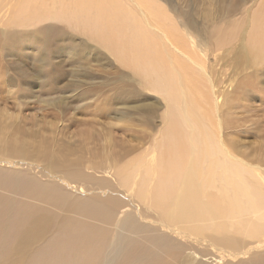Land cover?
<instances>
[{
    "label": "rangeland",
    "instance_id": "rangeland-1",
    "mask_svg": "<svg viewBox=\"0 0 264 264\" xmlns=\"http://www.w3.org/2000/svg\"><path fill=\"white\" fill-rule=\"evenodd\" d=\"M44 1L48 9L55 7L53 0ZM60 1L63 6L70 3V0ZM124 1L131 10L136 7L134 0ZM152 1L171 17L177 35L186 41V46L193 55L196 54L205 69V81L202 80L200 89L203 94L212 90L218 107L211 123L223 124L219 136L235 143L233 154L250 165L241 168L247 174L257 172L261 177L256 178L264 189V182L260 180H264V60L251 61L250 53L243 50L248 49L246 37L253 27V16L264 18V0ZM20 2L0 0L2 198L5 201L18 200L31 210L38 209L47 219L54 221L55 227H58L61 215L80 220L77 218L80 215L69 210L80 206L93 209L92 199L99 203L107 198H117L119 202L109 219L111 221H106L103 216L97 220L89 214L81 215L84 218L80 220L81 224L98 229L95 233L98 236L96 244L100 245H97L96 255L99 264H106L105 256L110 254L112 246L119 247L120 237L129 234L131 227L126 230L120 226L131 224V219L136 226L145 228L135 235L138 243L147 242L150 236L161 235L188 243V238L184 239L186 237L182 238L168 228L169 217L153 206L150 197L140 196L143 174L134 176L133 182L129 181L131 185L118 174L130 160L149 159L158 143H161L160 150L162 146L177 141L172 139L175 132L171 126L176 120L170 118L171 114L177 116L175 124L179 134L187 131L188 122L184 113L179 111L184 104L174 105L170 95L150 88L141 72L128 67L81 23L74 24L73 20L59 16L46 17L44 13L36 20L26 21L17 13ZM29 10L23 7L24 16H29ZM37 11L43 12L41 9ZM186 18L196 26L193 28L192 24H187ZM236 24L242 25L240 30L245 40L237 38L233 29ZM231 32L233 38L228 37ZM201 73L198 69L195 71L203 78ZM130 93L137 95L134 100ZM203 118L192 116L189 123H200L195 126L203 127L209 123L208 120L203 122ZM196 127L193 128L194 140L198 141ZM25 178L31 181L26 183ZM45 185L59 188L64 195L50 197L51 191L46 190ZM28 189L32 190L34 197L22 195ZM82 199L86 201L84 204H81ZM65 208L69 209L67 213ZM99 210L106 213L107 209L99 205ZM52 228L28 248L29 256L27 253L23 258L26 263L19 264H58L50 254L51 249L48 250V245L57 237ZM184 233L189 235L187 231ZM229 237L243 239L238 234ZM125 240L124 243L129 242ZM192 242L196 250L187 244L189 248L182 250L184 254L193 251L201 256L200 252L207 250L205 257L219 255L223 256V261L235 262L238 259L223 254V251L219 254L197 241ZM120 247L117 253L128 249L125 244L124 248ZM153 247L157 249L155 245ZM9 255L0 253V264H16L15 258ZM46 257L55 262H44ZM127 259L125 264H143ZM120 260L118 257L115 264ZM168 260L171 262L172 258Z\"/></svg>",
    "mask_w": 264,
    "mask_h": 264
},
{
    "label": "bare ground",
    "instance_id": "bare-ground-1",
    "mask_svg": "<svg viewBox=\"0 0 264 264\" xmlns=\"http://www.w3.org/2000/svg\"><path fill=\"white\" fill-rule=\"evenodd\" d=\"M123 1L70 0V3L63 6L60 0H53L55 7L49 6L51 8L48 9L44 0H21L17 8V13L26 21L36 20L44 13L46 17L59 16L58 18L73 20L74 24L81 23L84 28L98 36L99 40L128 67L135 72H141L150 88L170 95L174 105L184 104L179 111L184 113V118L188 122L187 131L179 134L175 124L177 116L171 114L170 118L176 120L171 126L175 132L172 139L177 141L162 146L160 150L158 146L161 143H158L149 159L130 160L118 174L128 183L130 180L133 182L134 176L143 174V182L139 187L140 196L147 199L150 197L153 206L169 217L168 228L176 235L188 238L189 241L179 243L169 236L161 235L150 236L147 242L138 243L135 235L141 231L140 229L145 228L136 226L135 221L131 219V224L126 226V223H123L120 226V229L126 230L127 227H131L129 234L124 236L121 231L123 235L120 237L121 241L118 239L119 232L116 236L117 243L120 241L119 247L122 249L125 244L128 249L123 252L122 249L117 253L119 247L114 244L110 254L105 256L106 264H115L118 257L121 258L118 264H125L127 258L128 262L142 261L143 264H264V189L256 178L261 176L253 171L247 174L241 168L250 165L233 154L236 151V148L232 150L235 143L219 136L223 124L211 123L218 107L214 102L215 95H212V90L203 94V90L200 89L206 74L204 67L195 56V52L193 55L186 46V41L183 42V38L177 35L171 17L161 7L159 8L152 0H132L136 2V7L131 10V6ZM23 7L30 9L28 17L24 16ZM38 9L43 12L38 13ZM252 19L253 27L246 37V40H249V45L246 46L248 49L243 50H246L247 54L250 53L251 61H262L264 18L256 19V16H253ZM186 20L193 28L196 26L191 19ZM240 28L242 25L236 24L233 29L236 30L237 38L243 39L244 35ZM228 37L233 38L232 32ZM197 69L202 72L203 78L195 74ZM152 77L153 80H150ZM129 96L134 100L137 95L130 93ZM198 115L204 116L203 122L209 121L201 123L204 124L205 130L203 127L195 126V124L199 126L200 123H192L193 125L189 123V118ZM194 127L199 133L198 141L194 140L196 138ZM228 163L236 165H227ZM28 180L30 179L27 178ZM45 186L46 190L51 191L50 197L56 195L59 198L62 190L58 188V191L52 185ZM22 189L25 187L22 186ZM30 189L22 195L34 197ZM44 199L49 197L44 196ZM80 201L81 204L86 202L84 199ZM92 202L95 205L93 209L80 206L76 208L77 211L67 208L64 211L77 213L80 220L84 219L81 215L89 214L91 218L97 220H101L103 216L106 221H111L109 219L112 218L119 201L113 197L99 203L92 199ZM63 205L60 206L64 209ZM99 205H102V209L103 207L107 209L106 213L100 212ZM42 214L38 209L31 210L30 207H25L18 200L5 201L0 195V253L10 254L9 257L15 258L16 264L25 262L23 258L30 253L28 248L49 233L53 225L52 229H55L57 237L48 245V250L51 249L50 254L56 263L99 264L98 260L96 263L99 245L96 244L97 227L81 224L80 220L65 215H61V219L57 221L58 227H55L54 221H50ZM172 226H176V229ZM236 234L243 239L229 237ZM200 237L203 239L199 240ZM124 240L129 242L124 243ZM192 241L238 259L235 262L223 261V256L219 255L205 257L204 252L207 250L200 252L201 256L193 251L184 254L182 250L189 248L188 245L196 250ZM154 245L157 249L153 247ZM169 258H172L171 262ZM43 261L48 263L52 259L47 258Z\"/></svg>",
    "mask_w": 264,
    "mask_h": 264
}]
</instances>
